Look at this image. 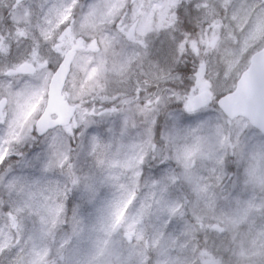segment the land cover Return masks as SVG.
Wrapping results in <instances>:
<instances>
[{
    "label": "snow or ice",
    "instance_id": "6c2138e0",
    "mask_svg": "<svg viewBox=\"0 0 264 264\" xmlns=\"http://www.w3.org/2000/svg\"><path fill=\"white\" fill-rule=\"evenodd\" d=\"M46 4L40 0L26 9L29 25L40 32L71 9V19L58 30L67 29L81 7L79 0ZM184 7L177 5V16ZM187 8L196 13L195 0ZM40 39L34 38L36 46ZM48 67L58 70L59 63L53 68L49 60ZM176 71L184 78L179 90L157 84L155 92L134 88L129 93L141 114L138 120L129 119L119 99L84 112L82 120L47 124L36 119L22 124V116L5 105L0 113L5 125L0 135V264H172L153 242L169 236V229L184 224L190 214L196 223L198 210L186 178L202 171L197 154L203 159L215 153L211 171L222 172L227 160L220 157H226L225 141L232 138L213 126L205 103L193 96L196 70ZM223 98L220 93L215 103L226 115ZM206 127H213L212 135H199ZM249 175L264 178V170L252 169Z\"/></svg>",
    "mask_w": 264,
    "mask_h": 264
},
{
    "label": "rangeland",
    "instance_id": "374dc122",
    "mask_svg": "<svg viewBox=\"0 0 264 264\" xmlns=\"http://www.w3.org/2000/svg\"><path fill=\"white\" fill-rule=\"evenodd\" d=\"M39 2L28 0L13 8L14 0H0V101L5 99V105L22 116V124L37 120L41 114L53 72L48 67L49 60L55 68L68 48L80 47L63 97L77 105L80 113L76 120H82L85 112L82 102L91 90L103 82L108 94L107 83H119L121 88L131 74L139 85L145 82L142 79L153 84L173 69L187 66L196 70L194 93L208 90L213 98L228 93L246 68L251 53L264 46V5L255 0H195L196 13L187 8L194 0H138L129 8L128 0H79L81 7L75 10L76 20L67 29L58 30L60 24L71 19V9L46 32L37 31L28 23L27 6L36 8ZM180 2L185 5L184 14L193 22L189 21L191 29L196 32L178 28L180 18L176 8ZM59 3L61 0H47L46 7ZM82 12L86 14L81 16ZM132 26L133 36L128 32ZM36 37L41 38L39 46L34 43ZM156 38L159 43L151 51ZM161 57L164 61L159 63ZM23 63H33L37 67L35 75H17L16 70ZM200 64L204 65L201 72ZM183 83L174 82L172 87L179 90ZM119 102L129 119L141 118L132 98H121ZM4 109L5 106L1 113ZM204 111L213 126L218 124L225 137H232L230 143L225 141L226 157H220V161L227 160L221 165L222 172L211 171L217 162L215 153L203 159L197 154L195 163L202 171L186 178V187L194 197L193 206L198 210L196 223L209 222L208 260L197 262L194 252L199 247V237L191 214L184 224L169 229V236L153 242V247L158 245L172 264H221V261L229 264V260L221 257L224 247L235 252L230 264H264V178L249 175L252 169L257 174L264 170V137L244 119L228 122L213 107ZM212 132L213 127H206L198 134L210 136ZM4 134L5 125L0 123V135ZM88 247L82 245L85 251Z\"/></svg>",
    "mask_w": 264,
    "mask_h": 264
},
{
    "label": "water",
    "instance_id": "95a60500",
    "mask_svg": "<svg viewBox=\"0 0 264 264\" xmlns=\"http://www.w3.org/2000/svg\"><path fill=\"white\" fill-rule=\"evenodd\" d=\"M24 1L15 0V3L20 4ZM135 1L137 0H130V4ZM74 57V52H67L58 70L53 74L48 85L46 105L37 120L38 123H61L72 119L75 109L62 99V91ZM19 73L33 75L35 69L25 64L19 68ZM195 98L202 100L206 106L210 102L208 92L201 93ZM3 104L4 101L0 104V108ZM220 106L223 107L225 117L229 120L242 117L264 135V48L252 55L249 67L236 82L235 89L224 95ZM53 115L56 116V120L52 119Z\"/></svg>",
    "mask_w": 264,
    "mask_h": 264
},
{
    "label": "trees",
    "instance_id": "16d2710c",
    "mask_svg": "<svg viewBox=\"0 0 264 264\" xmlns=\"http://www.w3.org/2000/svg\"><path fill=\"white\" fill-rule=\"evenodd\" d=\"M5 26H8V21H5ZM176 69L177 68L173 69L169 73V75L164 76V78L161 81H159L157 83L154 82L153 84L146 83V79H142L145 82L140 83V86H138L136 84L135 78H133V80L130 82V86L127 87V91L130 93L134 88L139 90V91H143L144 89L147 88V89H150L152 92H155L157 84H159V87L161 89H166V88L169 89L172 87V84L174 82L184 81V78H181V80H179L180 72L176 71ZM171 78H174V80H170ZM192 79H193V77H192ZM165 80H169V81H167V83H165L166 82ZM133 84H136V85L133 86ZM123 90H126V88ZM118 91H120V90L115 88L113 90L114 94L107 95L106 93L102 92V83H101L100 86L93 89V91L89 94V97H87L85 99V102H82L83 103L82 109L85 112H90L92 110V108H95L97 110H101L103 108L104 103L110 102V101L116 99L120 95V93ZM147 94L148 93L145 92V95H147ZM124 95H128V93L124 94ZM130 98L133 99L132 96ZM133 101H134V99H133ZM214 102L212 105L215 107ZM76 107H77V105H76ZM78 110H79V108H78ZM228 143H230V142L228 141ZM232 150H233V148L231 147V151ZM232 160H233V158H232V156H230V163ZM230 166L232 167V164ZM231 167H230V171H233V168H231ZM199 225H200V222L195 223V228H196L195 233H196V236L199 237V239H198L199 247L197 246L198 250L195 248L196 252H194V253H195V256L198 257V259H197L198 263L208 260V255L210 254V250H209L210 248L207 245L208 240H209V238H208L209 223L208 224L203 223L204 227H202V228ZM195 239H196V237H195ZM202 243H206V244L202 245ZM220 252H221V257L223 260L224 259L229 260V262H228L229 264L233 262L234 256H235V252L233 249H231L230 247H226V248L224 247V249H222V251H220ZM205 264H207V263H205ZM221 264H223L222 261H221Z\"/></svg>",
    "mask_w": 264,
    "mask_h": 264
},
{
    "label": "flooded vegetation",
    "instance_id": "af4514ba",
    "mask_svg": "<svg viewBox=\"0 0 264 264\" xmlns=\"http://www.w3.org/2000/svg\"><path fill=\"white\" fill-rule=\"evenodd\" d=\"M186 19H185V18ZM193 24V22L189 19V15H184L183 16V22L186 24V26L188 27V28H191L192 26H191V24H190V22ZM203 67V69H204V65L202 66ZM201 66H200V72H201V68H202Z\"/></svg>",
    "mask_w": 264,
    "mask_h": 264
}]
</instances>
